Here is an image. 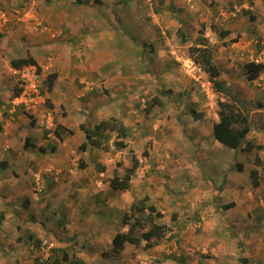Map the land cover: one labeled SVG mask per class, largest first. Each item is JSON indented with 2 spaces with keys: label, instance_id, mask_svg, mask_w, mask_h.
Listing matches in <instances>:
<instances>
[{
  "label": "rangeland",
  "instance_id": "1",
  "mask_svg": "<svg viewBox=\"0 0 264 264\" xmlns=\"http://www.w3.org/2000/svg\"><path fill=\"white\" fill-rule=\"evenodd\" d=\"M24 1L22 0L16 6H10L8 9L10 12H6L0 6V13L2 10L7 13L5 27L0 30V112L2 113L0 116L4 119H2L4 123H8L6 128H1L0 131V138L3 137L0 139V160L8 159L10 161V159H18L23 156L30 157L29 153L35 155L36 158H44L45 161L43 159L40 160L41 163H44V165H40L42 172L50 175L53 179L56 176H60L63 189L60 190V194L65 196V203L69 210V213L67 212L66 214L71 217L68 225L80 224V221H84L86 224V218L88 214H91L89 217L90 219L92 218V223L95 220V223L99 222L97 226H101V228L109 226L105 228V233L108 234L105 240L112 239L118 231H126L128 229V226L122 223L124 213L129 211V206L133 200L143 198L146 196L144 194L148 192L154 196L153 204L164 213V217L159 219V222L170 223V215L174 212L173 210L178 212L175 220H184L185 225L190 220L192 221V223H189L190 227L186 230L184 228L180 230V228L171 223L165 233L154 241V244L158 245V249H144V241L138 246L127 243L125 249H123L124 253L122 250L120 254L115 253L111 247L112 243L108 245L105 243L103 253L97 257L114 254L112 256L114 258L110 259L109 264H220L219 260H216L212 254L205 252L204 245L201 246L198 242L195 243L194 240L198 236L207 238L215 235L213 233L215 226L213 222L210 223V218L212 216L215 217L217 211L216 209L206 210L215 205L217 206L216 208L220 209L222 207L221 202H224L222 197H209L211 193L209 185L211 186V182L206 178V175L197 172V180L187 182L191 185L190 191L185 189L188 198L177 197L172 204L170 200L174 198L168 194V191L171 190L168 185L169 174L175 168L171 164L176 162L177 158L185 155V152L191 151L189 158L193 159L196 156L194 155L196 151L191 149V146H193L197 133L195 132L194 134L192 131L194 129L187 130V126L191 124L194 128V122L201 119L200 121L205 126L201 128L203 129L201 132L203 139L205 141L213 140L206 128L209 129L216 116L219 117L218 99H226V96L219 94L213 89V83L210 81L208 74L190 58L188 48L197 43V39L201 35L200 29L205 24L204 35L209 43L214 45L215 58L222 69V78L229 82L231 89L243 99L249 109L250 118L253 122V135L251 132L248 138L263 145L262 149L255 148L251 152L240 149L234 153V157H232V153L229 154V157L230 159L234 158V162H237L235 159L244 160L249 170L257 168L259 177L264 183V107L258 104V102L264 104V70L257 79L250 80L247 77L246 69V64L250 61L264 62V0H260L261 3L257 6V0H137V4L131 3L134 0H126V4L121 7L117 4L111 5L105 0H94V3L101 5L103 12L108 13V17H106L105 14L96 12L104 19L103 28L110 32L108 34H115L114 28L119 25L120 28L126 31L127 35L126 37H120L119 35H117L119 37H107L110 42L108 47L110 44L111 51L106 67L102 69L104 70L103 74H100L99 70H92V68L86 66L85 47L82 50H78L79 47L76 41L78 37L75 38L73 33H71V29L63 24L62 27L68 29H64L59 37L53 38L57 39V44L60 46L59 54L63 55L62 63L56 66L55 64L49 66L53 61L45 63V71L39 72V82L42 83L43 91L46 93L45 96L49 97L50 93L47 89L46 76L55 70L59 73L61 79L63 78L62 81L76 78L75 83L79 85V92L69 101L66 98L61 101L55 98L51 99L50 105L48 101L43 106L40 105L36 108H25L26 106L21 105L16 106V111H13L14 108L10 105V94H12L11 89L16 85L18 75L10 69V60L18 56L27 55L26 49L28 45H19L12 51L10 50V38L8 37H10V27L14 23L11 18L16 14L21 15L27 11V5L25 6ZM84 1L87 4L89 0H75L79 9L83 5L86 8L90 7L83 4ZM119 8L122 9L121 11L126 16L125 22H122V16L118 13ZM10 13L12 15L9 17L8 14ZM27 18L26 24H23V31L20 32L23 33L27 30L28 37L31 38L33 34L44 33L43 30L45 32L51 31L50 27L45 23H41L36 17L31 15L30 17L27 16ZM179 28L188 36V40L185 43L181 41L182 33H178ZM65 30H69V32ZM230 33H233L232 38ZM25 37L27 38V35ZM225 37L227 38L226 40H224ZM34 44V42L31 44V49L36 53L37 47H32ZM83 44H86V40ZM162 47L163 50L165 49L164 52L167 53V60L164 62L159 59L157 64L150 62V58L157 54L156 50L158 51ZM45 53L44 55L46 56H52L47 51ZM117 60L118 63L115 62ZM157 65L159 66L157 70H162L165 67L166 69L161 74L155 75L156 73L154 72ZM110 72L113 74L106 76ZM154 75L155 77H161V79L158 78L159 83L154 81ZM123 76L131 77L135 82L133 91H130L132 89L131 85L122 84ZM105 79L111 82L104 85ZM123 88H127V90L123 91ZM116 89H121V91H118V93L115 91ZM89 90L94 91L90 92ZM105 90L114 92L111 96ZM128 90L133 93L132 97L127 95ZM161 92L164 93L161 94ZM99 94H107L110 99L116 100L118 98L119 103L123 102L128 108L130 106L131 112L134 102L137 100V95L141 94L145 97V100L141 99L136 106L138 111L134 113V119H136L134 124L136 123L137 129L129 127L131 130L130 136L124 139L128 143L126 148H116L114 144L116 133L114 132L113 136L110 131H106V135L110 136L112 134L109 142L104 141V137H102L100 143L92 145L89 141L87 148L82 149L81 145L87 139L82 128L78 127V121L83 120L88 123H86V126L92 128V124L94 122L95 124L99 123L102 120V116L98 118L96 116L88 122L87 119L89 117L86 119V110L82 109L83 111L80 113L78 110H80V106L86 104L89 98L92 99ZM156 96H160L162 104L158 105L157 109L148 111L146 109L148 104ZM109 98L104 96L103 103L108 102ZM61 102L62 105L60 106ZM54 104H56V111L54 110ZM192 109L196 110L199 118L194 117L195 114ZM11 116L15 117V119ZM138 118L142 119L139 120ZM10 120L19 122L22 135L16 132L15 135L13 133V136H10ZM58 123H64L66 127V129L60 130L63 136L62 139L57 137L54 131ZM131 124L134 125L133 121H130L129 126ZM140 124L142 125L140 126ZM30 128H33L34 132H38V139L34 138L35 133L33 135L28 131ZM78 129L82 131L74 133ZM69 130H73V132ZM26 137H30L31 142L37 146L35 148L31 146L25 148ZM7 138L10 140L7 141ZM105 139L107 140L109 137L106 136ZM171 147H174L177 151H172ZM228 149L234 151L231 148L224 147L225 151ZM14 152H17L15 157H13ZM19 152L20 155H18ZM133 153L143 160V169L139 174L135 172L130 190L125 193L110 191L114 193L113 195L105 193L104 190H112L109 188L107 180L111 179L115 172L118 175H123L125 168L132 164ZM205 153V150L203 154L200 153V158L206 156ZM257 156L261 159L260 163L256 160ZM222 157L227 159V153L224 152ZM147 159L151 163L147 162ZM154 160L158 162L155 163ZM48 161L50 164H46ZM60 162L62 163L60 164ZM14 163L16 165V161ZM236 164L233 169L240 171L237 169ZM98 165H103L104 169H97ZM214 167L217 168L218 166L212 163L211 170L215 169ZM22 169L20 167L19 171L22 172ZM99 171L105 172L101 178L103 184L98 182L94 184L88 179L89 175H94ZM245 172H247L246 169L239 172L240 178L247 180L248 176L251 179L249 173ZM32 173L33 171L30 172V174ZM3 174H6V171ZM67 175L72 179L66 177ZM148 178L151 179V182ZM232 178H234V175H232ZM179 185L180 183L178 182L177 191L181 190ZM80 188L85 189L86 193H83ZM98 191L100 193L96 195ZM162 193L163 195H160ZM155 196L160 198L155 199ZM45 198H41L40 202L44 203ZM234 198L229 197L226 201ZM258 202L260 210L254 214L256 215V221L263 226L264 201L258 199ZM184 203H187V205H184ZM45 204L48 207L51 205L48 202ZM199 208L202 210L201 212ZM51 210V212L44 213L42 209L40 213H32L31 215L32 217L34 215L38 216V218L42 216L40 221H46L44 217L52 216L50 214L53 212L52 207ZM72 210H75V212H72ZM192 210H197L198 212H191ZM179 212L184 215L179 217ZM58 214L66 218L64 212H58ZM57 217L55 216L54 218L53 216L50 219L53 221ZM32 220L35 222V226L39 225V220L36 221L35 218H32ZM231 222L228 223V226H231L228 229V236L240 231L239 228L232 230V226L235 227V224L234 221ZM55 223L56 221H53L54 225ZM65 223L67 222L65 221ZM42 226L45 227L46 224ZM42 226L41 228L44 231ZM38 228L36 227V231ZM96 229H99V227ZM13 230L10 229V238L13 235ZM77 230L73 225L69 229L68 235L66 234L68 236L67 241L71 242V245L66 244L67 241L64 238L61 240L66 245H64L65 248L79 249L82 247L81 245L91 246L87 235L82 240L83 242L77 240L81 235L80 231L78 233ZM244 230L247 229L244 228ZM82 231L85 232L86 230L82 229ZM183 231H185V234ZM217 231L219 232L220 230ZM203 233L204 235H200ZM53 248L52 251L54 250L57 258L54 260L56 264H86L84 258L78 256L72 261H68L67 257L63 255L64 251L62 252V249L55 246ZM11 249L12 246L10 247ZM207 249L209 251V247ZM250 249L253 250L256 256L263 255L264 236H261L260 233L256 234ZM138 250L142 253H139ZM202 250L204 253H202ZM47 252L49 251L47 250ZM245 255H249L248 251ZM89 256L95 262L94 256ZM68 259H70L69 255ZM37 260L39 261V259ZM88 262L91 263L90 261Z\"/></svg>",
  "mask_w": 264,
  "mask_h": 264
},
{
  "label": "crops",
  "instance_id": "2",
  "mask_svg": "<svg viewBox=\"0 0 264 264\" xmlns=\"http://www.w3.org/2000/svg\"><path fill=\"white\" fill-rule=\"evenodd\" d=\"M105 1L106 2L108 1L109 4L111 5L117 4L119 7L126 4V0L125 2L124 0H105ZM257 1L258 2L256 6L259 5V3H261L260 0ZM19 2H22V0H0V6L1 8L3 7L4 10H6V12L7 11L10 12L8 10L10 6L12 5L16 6ZM85 3L86 1L83 2V4ZM131 3L137 4L138 1L134 0ZM24 4L25 6L27 5L26 6L27 11L21 15L16 14L11 18V21L13 20L14 23L10 27V37H8L10 38V50L12 51L15 50L16 47H18L19 45H26V46L28 45V48L26 49L27 55L31 54L36 58V60L42 66V72L45 71L44 66L45 63H47L48 61H53V64H55V66L59 65V63H62L61 61L63 55L59 54L60 46L57 44L58 43L56 41L57 39H53V38H56L57 36L59 37L64 29H68L62 27L63 24L64 26L69 27L71 29V33H73V36L75 38L78 37L76 38L78 47L80 48V49L78 48V50H82V48L85 47L84 53L87 59L86 66L92 68V70H97V71L99 70L100 74H103L102 72H104V70L102 69L106 67L107 59L111 51L110 44L108 47V43L110 42L109 39H107V37L127 36L126 31L123 28H120L119 25L115 26L116 28H114L116 31L115 34L113 35L108 34L110 32H108L106 28H103L104 19H102L100 17V14H97L96 12H101V14H105L106 17H108V13L103 12L104 10L101 9V5L94 3V0H89L87 4H85L86 6H90L88 8H86L83 4H79V5H83L80 9L77 7L78 4H76L75 0H25ZM121 10L122 9L119 8L118 13L122 16V22H125L126 16L123 14V11ZM8 15L10 17L12 13ZM31 15L36 17V19L40 20L41 23H45L48 27L51 28V31L45 32V30H43L44 33H40L38 35L33 34L31 38L28 37L29 34L26 33L27 30H25L23 33L20 32L23 31L22 29L23 24H26V20L28 19L27 16L30 17ZM65 31L69 32V30H65ZM25 35H27V38L25 37ZM230 36L232 38L233 33H230ZM226 39L227 38L225 37L224 40ZM85 40H86V44H83ZM7 41L8 39L6 40V43ZM53 41L55 42L53 43ZM33 42L35 44L32 47L33 48L37 47L36 53L33 52V50L31 49V44H33ZM7 47L9 46L7 45ZM161 49L158 51L156 50L157 54H154L153 57L150 58V62L157 64L159 59H162L164 62L167 60L166 58L167 53L164 52L165 49L163 50V47ZM46 51L52 56L44 55L46 54L45 53ZM162 52H164L163 55H161ZM27 55L23 57H26ZM115 62L118 63V60ZM158 68L159 66L157 65L154 72L156 73L155 75L161 74L162 71L164 70V69L157 70ZM10 69L13 70V73L16 70V68L12 67L11 64H10ZM112 74L113 73L110 72L107 73L106 76H111ZM155 75H154V81L159 83V79H161V77L158 76L155 77ZM122 78H123L122 84L131 85L132 89H130V91H133L134 90L133 85L135 84L133 79L127 76H123ZM62 79L61 76L58 75V77L54 81L52 90H48V92L50 93L49 97H51L52 100L57 98V100L61 101L62 99L66 98L67 101H69V99H73V96L79 92L78 90L79 85L75 83L76 78H72L70 80L64 79L63 81ZM109 82L111 81L105 79L104 85ZM144 83L147 84L146 82ZM125 89L127 90V88H123V91H125ZM89 91L91 92L94 90H89ZM105 91L106 93L108 92L111 96L112 93L114 92L112 90H105ZM115 91L118 92L121 91V89H116ZM130 91L128 90L127 95L132 97L133 93L132 92L130 93ZM104 96H107L109 98L107 94L104 95L99 94L97 97L93 96L94 98L92 99L89 98L85 105L83 106L79 105L80 110H78V112L80 113L83 111L82 109H85L87 114L86 119L89 117V119H87L88 122H90V120H92L96 116L97 118L99 116H102L101 118L102 120L111 118L112 116H117L128 127H133V129H137L136 123L134 124V121L136 120L134 119L135 116L134 113L138 111L136 110V106L138 105V103L141 101V99L144 101L145 97H143L141 94L137 95V100H135L131 112L130 106L128 108L126 104H123V102L119 103L118 98L116 100L109 98L110 100L108 102L103 103ZM55 105L56 104H54V106ZM61 105L62 102L60 103V106ZM155 109H157V107H155L154 110ZM54 110L55 111L57 110L56 106ZM1 114L2 113L0 112V115ZM138 115L140 114L138 113ZM11 117L15 119V117L13 116ZM2 119L3 118L0 116V127L6 128L8 123H4L3 122L4 119L3 120ZM138 119L141 120L142 118H138ZM200 120L201 119L196 120L194 122V128L193 126H191V124L187 126V130L190 131L194 129L192 130L194 134L195 132L197 133L195 137L196 139L193 142V146H191V149H194V151H196L194 153V155L196 156H194L193 159L189 158L191 151L185 152L184 153L185 155L176 159V162H174L176 164L174 163L171 164V166H174L175 168L172 170V172L174 173L170 172L169 174L168 185L171 188V190L168 191V194L174 198L170 200V202L173 204V202L176 200L177 197L178 198L187 197L186 190L190 191L191 188V185L188 184L187 182H189L190 180L196 181L198 177L197 172L203 175L205 174L206 178L211 182L210 183L211 186L209 185L211 191L209 197H215V196H218L219 198L222 197L224 202H221L222 207L220 209L216 208L217 206L215 205L214 207H210L208 210H206V211H210L216 209L217 211V213H215L216 216L215 217L212 216L210 218L211 221L210 223L213 222V225L215 226L213 232L215 233V235L207 238H200V236H198V238L196 239L194 238L195 243L198 242V244H201V246L204 245L203 247L205 252L206 253L209 252L210 254H212L214 258H216V260H219L220 264H264V254L256 256L253 250L250 249L252 240L254 239V236L256 234L260 233L261 236H264V225L263 226L259 225V223L256 221L255 218L256 215L254 214L257 211L259 212L260 210V207L258 206L259 205L258 199L264 201V183H262L263 180L261 181L260 179V185L255 187L252 185V180L249 179L248 176H247V180H242L240 178L239 172H242L243 170L246 169L250 176L252 170V169L251 170L248 169L246 163H244V160L235 159L237 160V162L240 163L243 162V169L240 171H236L233 169L235 163L237 162H234V158L230 159L229 154L232 153V157H234L233 156L234 153H236V151L238 150L233 149L234 151H231L230 149H228L227 151H225L224 150L225 146H223L222 143L216 140L212 133L214 122L219 120L218 116H216V118L212 121V123L209 126V129L206 128V130L210 132L211 138H213V140L211 141H205L203 139V135L201 133L203 129L201 128H204L205 126H203L202 121ZM130 121L131 122L133 121L134 125L131 124L129 126ZM86 123L87 122H84L83 120L81 121L79 120L78 127H80L81 124H86ZM96 124L94 122L92 124V128H94ZM63 125L65 124L63 123ZM141 125L142 124H140V126ZM33 130H34L33 128H30V130L28 131H30L33 135L35 133L34 138L38 139L39 138L38 132H34ZM80 131L82 130L78 129L75 130L74 133H79ZM10 132H11L10 136L13 133L15 135L16 132L20 133L19 135H22L18 121L14 122L10 120ZM110 132L114 136V132L112 131ZM252 135H253V131H252ZM2 138L3 137H1L0 139ZM6 140L8 141L10 139L7 138ZM171 148L172 151H177L176 149H174V147ZM188 148L190 149V147ZM204 150L206 152L205 153L206 156L200 158V153L203 154ZM59 152L61 154V150ZM224 152L227 153L228 156L227 159L222 157V154ZM16 153L17 152L13 153V157L17 156ZM18 155H20V152ZM29 155L32 159L29 156L28 157L23 156V157H19L18 159L17 158L10 159V161L8 159L0 160V161L8 160V166L6 168H0V212L2 211L4 213V217H2V219L0 220V264H37V259L39 255L44 251V249L50 252V254H48L49 252H47V255H45V257H50L46 261V264H56L54 260H56L57 258L56 255L54 254V250L52 251V249H54L53 246L62 249V252L64 251L63 255L67 257L68 261L70 260L72 261L73 259H75L76 256H78V257H83L86 264H104V263L109 264L110 259L114 258L112 257L114 254L111 253L110 255H105V257L102 255H100V258L97 257L99 254L103 253L105 243L107 245L109 243L110 244L112 243L113 238L105 240L106 237L108 236V234L105 233L106 231L105 228H108L109 226L101 228V226H97V223L99 222L95 223V220H93L95 224L92 223L91 220L92 218L90 219L89 217V215L91 214H88L86 218L87 219L86 224L84 221L83 222L80 221V224L74 223L71 224V226H69L68 223L71 217H69L68 214H66L67 212L69 213V210H68V206H66L65 203V198H64L65 196L64 194H60V190L62 189V184H61L62 182L60 181L61 180L60 176H56L54 178L53 181H55V184L52 187L46 190V192H42L43 188H46L47 178H50L51 176L48 174H44V172H42V169L40 168V165H44V163H41L40 160L43 159L45 161L44 158L42 157L36 158V156L33 154L32 156L31 153H29ZM157 159L159 158L157 157ZM14 161H16V165ZM139 161L140 164L136 170L138 174L143 169L142 166L143 160L140 159ZM147 162L151 163L149 159H147ZM154 162L157 163L158 161L154 160ZM61 163L62 162H60V164ZM212 163H215L218 167L217 168L214 167L215 169L211 170ZM37 164H39V166H37ZM46 164H50V162L48 161V163ZM20 167L23 168L22 172L19 171ZM29 170L30 172L33 171V173L30 174ZM5 171L6 174H3L5 173ZM103 172L99 171L94 175H89L88 179L94 184L95 182L103 184V180L101 179L105 174V172L104 173ZM232 175H234V178H232ZM66 177H70V176L67 175ZM150 178H148V180L151 182ZM107 182H109V188H111L110 179L107 180ZM178 182L180 183L179 186L181 190L177 191L176 187L178 186ZM86 185L88 184L86 183ZM185 187H187L188 189ZM38 188L40 190H38ZM80 189L83 193H86L85 189L84 190L82 188ZM110 191H115L114 193H118V192L125 193L128 190L127 191L114 190V189L112 190L109 189V191L104 190L105 193L113 195L114 193H111ZM98 193H100V191H98L96 195ZM144 195H148L150 197L148 203L153 204L152 201L154 198L153 194L148 192ZM160 195H163V193ZM43 197H46L45 202L41 203L40 200L41 198L43 199ZM229 197H235V198L227 200L228 201L227 202L226 199ZM156 198H160V197L155 196V199ZM22 200L23 202L21 203ZM47 202L51 204L49 207L48 205L45 204ZM230 202H235V205L225 209L224 205ZM185 204L187 205V203H184V205ZM34 207L36 208L34 209ZM51 207L53 208V212L50 213L52 216L49 217L45 216L44 218L46 219V221L43 220L40 221L42 216L38 218V216L34 215L32 217L31 215L32 213L35 214L40 213L42 209L44 213L51 212L52 211ZM197 210L194 211L192 210L191 212H195ZM173 211L174 212H172V214L178 213L175 210ZM201 211L202 210L200 209V212ZM58 212L65 213L64 214L66 215L65 221L67 223H61L59 221L61 216L58 214ZM72 212H75V210H72ZM172 214L170 215L171 222L170 223L163 222V223L167 224L168 226L171 223H173V225L180 228V230L182 228L186 230L190 227L189 223H192L191 220L185 225L184 220H173ZM179 214H180L179 217L184 215L181 212H179ZM53 216L54 218L55 216L59 217V218L57 217V219H53L54 222L56 221L55 225L53 224V221H51ZM32 218H35L36 221L39 220L40 221L39 225L35 226L34 224L35 222H33ZM231 221H234L235 224V227L232 226V230L233 229L237 230L239 228L240 231L238 233L237 232L233 233L231 236H228V232H229L228 229L231 228V226L230 227L228 226V223H232ZM30 224H32V226H30ZM45 224L46 226L43 227L42 225ZM73 225L75 229H78L77 230L78 233L79 231L81 233V235L78 237L77 240L83 242L82 240L86 238L85 235H87V238L90 239L89 243L91 244V246L86 245L87 246L86 247L85 245H81L82 247L79 249L64 247L65 244L61 240L63 238L66 241L68 240L67 233H69V229H71ZM41 226L44 228V231L42 230ZM36 227H39L37 231H36ZM97 227H99V229H96ZM244 228L247 230H244ZM10 229L12 230L14 229L12 231L13 235L11 236V238H10ZM82 229L86 231L83 232ZM217 230L220 231L218 232ZM183 233L185 234V231H183ZM200 235H204V233ZM214 240L215 242L213 243ZM66 244L71 245V242L67 241ZM11 246L12 249L10 250ZM157 246L158 245L154 244V247L150 248V250L158 249ZM208 247H209V251L207 249ZM138 251L139 253H142L140 250ZM247 251L249 255H245ZM122 252L124 253V250ZM202 253H204L203 250ZM68 255L70 259H68ZM89 255L94 256L95 262H93L90 259ZM88 261H90L91 263H89ZM202 264H206V263H202Z\"/></svg>",
  "mask_w": 264,
  "mask_h": 264
},
{
  "label": "trees",
  "instance_id": "3",
  "mask_svg": "<svg viewBox=\"0 0 264 264\" xmlns=\"http://www.w3.org/2000/svg\"><path fill=\"white\" fill-rule=\"evenodd\" d=\"M100 1V0H96ZM204 27L200 29L201 35L197 39V43L189 46V56L196 63L199 64L203 70L208 74L210 81L213 83V89L219 94L226 96V99H218V115L219 120L215 121L213 124L212 133L215 139H217L223 146L240 150L243 149L246 152H251L255 148L262 149L263 145L258 144L255 140L249 139V134L253 130V122L250 118V112L243 101V99L236 94L230 87L229 82L222 78V69L218 65L215 58V48L214 45L210 44L207 37L204 35ZM178 33H182L181 41L185 43L188 40V36L183 33L179 28ZM229 33V32H227ZM1 37V34H0ZM233 41V40H232ZM235 41V40H234ZM153 52V51H152ZM155 52V51H154ZM151 53V52H150ZM12 67L23 68L25 66L34 65L38 72L42 70L41 65L36 60V58L28 54L26 57L19 56L17 58H12L10 60ZM169 68V66H168ZM166 67L164 68V70ZM247 77L250 80L257 79L262 71L264 70V62L250 61L246 64ZM58 72H50L46 76V81L48 89L52 90L54 81L58 77ZM23 88L20 84H16L12 89L11 99L17 97L21 94ZM167 91V90H166ZM169 91V90H168ZM164 93V92H163ZM161 92V94H163ZM50 105L51 98L47 99ZM162 104V99L160 96L153 98L152 102L148 104L147 110L151 111L158 105ZM261 107H264L262 102H258ZM195 114V118H199V114L196 110L192 109ZM80 127L85 133L86 141L81 145L82 149L87 148L88 142L92 145H96L101 142V138L104 137V141H110L111 135H106V131H112L116 133V139L114 144L116 148H126L128 143L124 140L130 136V128L124 124V122L115 116L109 119H103L97 123L94 128L86 126V124H81ZM61 129H66V127L58 123L55 128V134L62 139L63 136L60 132ZM1 131V127H0ZM73 132V130H69ZM109 137V139H105ZM103 140V139H102ZM245 144V145H243ZM34 147L35 145L31 142L30 137H26L24 142V147ZM256 160L260 163L261 159L257 156ZM140 164L139 158L135 153L132 154V164L126 167L123 175H118L116 172L114 176L110 179V186L114 190H130L132 185V177L134 176L136 169ZM8 166L7 160L0 161V168H6ZM238 170L243 169V163L237 162L236 164ZM264 167V163H263ZM97 169L103 170V165H98ZM251 180L253 186L257 187L260 185L259 170L253 168L251 170ZM53 178H47L46 188H43L42 192H46L50 187L55 184ZM149 196L146 195L141 199H135L129 206V211H126L122 217V223L128 226L126 231H118L112 239V248L115 253H120L127 243L134 244L138 246L143 243L144 249H150L154 246V241L160 238L167 230L168 225L159 222V219L164 217V213L157 209L155 204L148 203ZM235 205V202H230L224 205L227 209ZM4 217V213L0 212V220ZM177 213L172 214V219L175 220ZM61 223H65V217L61 216L59 219ZM248 262V261H247Z\"/></svg>",
  "mask_w": 264,
  "mask_h": 264
},
{
  "label": "built area",
  "instance_id": "4",
  "mask_svg": "<svg viewBox=\"0 0 264 264\" xmlns=\"http://www.w3.org/2000/svg\"><path fill=\"white\" fill-rule=\"evenodd\" d=\"M6 21L7 13L2 10L0 13V30L5 27ZM21 78L25 87L21 94L12 100L13 108L21 105L26 106L25 108L42 106L46 98L34 79V73L29 68L23 69L21 70ZM38 190L40 189L38 188Z\"/></svg>",
  "mask_w": 264,
  "mask_h": 264
},
{
  "label": "clouds",
  "instance_id": "5",
  "mask_svg": "<svg viewBox=\"0 0 264 264\" xmlns=\"http://www.w3.org/2000/svg\"><path fill=\"white\" fill-rule=\"evenodd\" d=\"M52 62V61H51ZM11 64V63H10ZM49 66H53V63L52 64H50ZM42 67V66H41ZM26 68H29L30 69V71L31 72H33L34 73V79L36 80V82H37V84H39V88L41 89V92H42V94L45 96L46 95V93L43 91V88H42V83H40L39 81V76H40V74H39V72L37 71V69H36V66H34V65H30V66H25V67H23V68H16V70L14 71V73H16L17 75H18V78H16L17 79V82H16V84H20V86H22V88H23V90H24V83H23V80H22V78H21V70H23V69H26ZM42 71V70H41ZM40 71V72H41ZM53 72H55L54 70H53ZM47 89H48V85H47ZM22 90V91H23ZM49 90V89H48ZM14 98H16V97H14ZM13 98V99H14ZM45 103L47 102V99L49 98L48 96L46 97L45 96ZM13 99H10V105H12V100ZM44 103V104H45ZM43 104V105H44ZM42 105V106H43ZM13 107V106H12ZM13 111H16V107L14 108V110ZM58 137V136H57ZM86 137V136H85ZM217 140V139H216ZM223 145V144H222ZM103 172V171H102ZM104 173V172H103ZM44 254V255H43ZM43 254H41V257H40V255H39V261L37 260V264H45V261L48 259V257H45V255H47V250L46 249H44V251H43Z\"/></svg>",
  "mask_w": 264,
  "mask_h": 264
}]
</instances>
